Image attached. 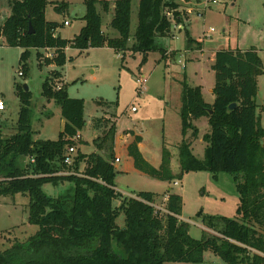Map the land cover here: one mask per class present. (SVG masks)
I'll list each match as a JSON object with an SVG mask.
<instances>
[{
    "label": "trees",
    "instance_id": "1",
    "mask_svg": "<svg viewBox=\"0 0 264 264\" xmlns=\"http://www.w3.org/2000/svg\"><path fill=\"white\" fill-rule=\"evenodd\" d=\"M3 1L9 16L0 19V43L21 50L19 77L29 72L27 60L32 50L37 55L40 50H53V59L45 65L56 68L64 66L66 48L83 52L105 47L117 54L133 52L142 55L143 63L145 55L156 50V39L168 37L172 25L182 23L176 0H138L136 27L131 35L132 0H116L109 27L117 37L110 38L102 31L98 1L83 0L85 26L68 41L54 36L60 25L45 20L48 0H0V4ZM100 4L108 13L109 3ZM67 8L61 2L54 11L63 15ZM193 43L200 48V43L188 39V46ZM212 70L211 105L204 103L199 87H183L181 129L183 136L189 131L191 135L178 148L180 175L204 171L233 176L238 196L234 219L198 215L212 234L205 232L196 240L188 234V223L179 219V195L166 193L163 213L154 207L150 193L140 192L134 197L119 194L114 185L115 126H108V120L102 126L100 120L93 124L96 129H104L103 136L93 142L104 153L75 152L72 165L65 166L66 149L74 147L72 139L86 125L84 103L68 97L63 87L55 89L60 73L54 70L43 81L41 96L60 108L64 127L58 139L33 140L31 94L21 86H16L17 132L6 139L0 137V197L26 196L27 222L37 228L24 241L14 240L0 251V264H202L207 251L224 264H264V127L256 116L254 101L261 61L252 48L219 50L213 55ZM231 104L236 105L233 110L228 109ZM201 118L207 119L209 133L203 137L207 144L204 158L198 160L192 155L191 145L198 136L193 122ZM139 143L141 137L134 136L126 149L134 169L152 179L172 182L169 152L163 148L161 166L155 169L142 158ZM66 171L74 174L58 175ZM61 183L71 186L57 197L42 191L45 184L56 187ZM120 214L124 216L123 227L116 224Z\"/></svg>",
    "mask_w": 264,
    "mask_h": 264
},
{
    "label": "rangeland",
    "instance_id": "2",
    "mask_svg": "<svg viewBox=\"0 0 264 264\" xmlns=\"http://www.w3.org/2000/svg\"><path fill=\"white\" fill-rule=\"evenodd\" d=\"M97 1L103 31L116 35L108 26L112 14L102 11L100 2L103 0ZM105 1L113 4L115 0ZM137 1L132 0L131 35L136 27ZM199 1V4L192 5L197 10H191L190 14L187 12L189 25L186 30L172 29L171 36L157 38L156 50L147 53L143 63L141 54H117L108 48H98L83 52L70 50L62 68H51L49 66L53 65L45 64L53 59V51L40 50L41 54L36 55V51L32 50L27 60L29 72L26 77H19L21 50L0 43V99L7 108L6 119L0 121L1 139L17 132L19 100L16 86L24 85L31 94L33 140L58 139L61 132L60 108L53 101L46 103L41 96V85L54 69H60L68 97L83 100L84 118L88 123L81 133L82 144H78L79 138L75 140V152H78V145L81 152L90 153L94 140L103 136L104 131L90 126L93 117L100 120V126L108 119V126H115L114 155L119 162L115 164L114 185L119 194L134 197L140 192L150 193L154 196V203L163 206V197L171 189V193L179 195L182 201L179 219L188 223V234L196 240L201 239L205 232L212 234L202 225L198 215L234 219L238 196L233 176L204 171L180 175L178 148L191 135L190 131L185 136L182 134V91L185 84L199 87L204 103L211 105L214 101L213 50L252 48L257 52L262 67V74L256 78V95L260 102L256 116L264 127V0H217L216 4L209 5L207 0ZM61 2L69 6L63 15L54 11V6ZM176 11L181 12L179 7ZM84 14L83 0H48L45 8L48 21L61 24L63 20H68L71 24L70 27L58 28V34L63 39H73L80 25L85 26ZM8 16L9 8L3 1L0 4L1 21ZM188 39L204 42L203 47L190 50ZM46 54L52 56L47 57ZM39 62L42 63L39 65ZM140 76L146 80L142 95L138 94L140 86L136 82ZM56 85L62 88L61 84ZM132 108L134 112H131ZM193 126L198 129V136L192 142L191 152L196 159L203 160L207 146L203 137L209 133L207 119L194 121ZM128 131L141 136L139 151L153 168L161 166L163 148L169 152L168 166L174 176L172 182L158 181L133 170L125 153L124 139H117L124 137ZM86 143L91 145L89 150L85 148ZM26 162L24 159L23 164ZM59 174L62 175V172ZM70 186L69 183L56 187L45 184L42 191L46 196L57 197ZM28 202V198L21 194L0 197V251L7 249L12 241H24L36 232V226L27 222ZM114 205H119V202ZM116 224L123 227V214L116 219ZM202 264L224 263L207 251Z\"/></svg>",
    "mask_w": 264,
    "mask_h": 264
},
{
    "label": "crops",
    "instance_id": "3",
    "mask_svg": "<svg viewBox=\"0 0 264 264\" xmlns=\"http://www.w3.org/2000/svg\"><path fill=\"white\" fill-rule=\"evenodd\" d=\"M103 1H105V0H103ZM116 1V0H115ZM114 1V2H115ZM106 2H108V1H106ZM198 2H200L199 0H188V1H186V0H177V5H178V7H179V10L181 11V12H179L180 14H181V18H182V23H180V24H175V25H172V28H171V30L170 31H172V29L174 30H186V28L188 27V25H189V23H188V15L190 14V12H191V10H197V9H195V7H192V5L193 4H197ZM235 2V1H234ZM109 3V2H108ZM137 4H138V1H137ZM137 4H136V13H137ZM199 4V3H198ZM68 5V4H67ZM113 5H114V3L113 4H110L109 3V11H108V13H111L112 14V16H113ZM68 8H69V6H68ZM68 8H67V11H68ZM187 12L189 13V14H187ZM100 14V13H99ZM102 14V13H101ZM131 14H132V5H131ZM102 17V16H101ZM130 17H131V15H130ZM111 19H112V17H111ZM111 19H110V21H111ZM45 20L47 21V22H54V21H48L47 19H46V17H45ZM110 21H109V23H110ZM130 21H131V18H130ZM64 22H68L69 23V21L68 20H63L62 21V23L60 24V23H57V22H55V23H57L58 25H60V27L59 28H65V27H70V23L68 24V26H64L63 25V23ZM108 26H109V24H108ZM177 26V28H175ZM84 26H81L80 25V30L83 28ZM58 30L59 29H56L55 30V32H54V36H58V37H60L61 39H63L62 37H61V35H59L58 34ZM80 30H79V32H80ZM112 30V29H111ZM102 31H103V29H102ZM114 31V30H113ZM79 32H78V34H79ZM103 33L105 34V35H107L108 37H110V38H116L117 37V33H116V35H112V33L111 34H109L108 32H106V31H103ZM77 34V32L75 33V36H77L78 35ZM74 36V37H75ZM169 36H171V32H170V35ZM173 36V35H172ZM73 37V38H74ZM64 40H72V39H64ZM195 42H197V43H200L199 41H196V40H194ZM203 44H204V42H201L200 43V48L199 49H201V45H202V47H203ZM105 48V47H104ZM189 49L190 50H196V49H198L197 48V46H196V44L195 43H193L192 45H190L189 46ZM70 50H73V49H70V48H66L65 50H64V53H65V55H66V57H67V53L70 51ZM50 51V50H49ZM51 51H53V50H51ZM215 51L216 50H213V53L212 54H214L215 53ZM219 51V50H218ZM44 52V51H43ZM217 52V51H216ZM38 54H41L40 52L38 53ZM36 55H37V51H36ZM40 63H42V62H39V65H40ZM49 67H51V68H55L54 66H49ZM54 70H57L59 73H60V78H59V80H57L56 81V84H61L62 85V87L63 88H65V83H64V80H62L61 78H62V74H61V71H60V69H54ZM53 70V71H54ZM58 82V83H57ZM51 102V101H50ZM46 103H48L47 102V100H46ZM6 115H7V108H6V111H5V113L2 115V117H1V120L0 121H4V119H6ZM84 120H85V118H84ZM93 120H99L98 118H95V117H93L92 118V120H91V124H90V126H92V128L93 129H95V130H97V131H104V129L102 128V127H99L98 129H96V128H94L93 127V124H94V121ZM104 121V120H103ZM108 121H109V119H108ZM85 122H86V120H85ZM87 122H86V125H85V127L87 126ZM60 125H61V132L63 131V127H64V121L62 120V118H61V121H60ZM100 125V124H99ZM1 130L2 129H0V134H1ZM83 131V130H82ZM82 131H80L79 133H78V135H79V139H80V141H79V145H81L82 144V135H81V133H82ZM131 132V133H130ZM134 136H139V137H141L140 135H138V134H136L135 132H132V131H128L127 133H125V136L124 137H122V136H119L117 139H119V140H123L124 139V142H125V153H126V156H127V158L131 161V167H133V170L135 171V172H137V173H139L138 171H136L135 169H134V166H133V162H132V159L127 155V146L133 141V138H134ZM115 138V137H114ZM96 140V139H95ZM141 140H142V138H141ZM87 144V143H86ZM140 144L141 143H139L138 144V148H139V146H140ZM85 148L86 149H90L91 148V145H89V144H87L86 146H85ZM77 151L78 152H80V153H82V154H90V153H96V152H98V150L95 148V146H94V144H93V146H92V151L90 152V153H83V152H81L80 150H79V148H78V145H77ZM101 154H103L104 152L103 151H101L100 152ZM116 158H115V155H114V145H113V167H114V170H115V172H116V168H115V164H117L118 162H114V160H115ZM141 174V173H140ZM233 178V177H232ZM234 182V181H233ZM168 192H171V189H169L168 190ZM165 198H167V195H165V197H163V200H162V202H164V199ZM154 205H157V204H155L154 203ZM161 205H163V204H161ZM158 206V205H157Z\"/></svg>",
    "mask_w": 264,
    "mask_h": 264
},
{
    "label": "built area",
    "instance_id": "4",
    "mask_svg": "<svg viewBox=\"0 0 264 264\" xmlns=\"http://www.w3.org/2000/svg\"><path fill=\"white\" fill-rule=\"evenodd\" d=\"M206 2H207V5H209V4H216L217 0H207ZM68 24H69L68 22H64V23H63L64 26H68ZM175 28H177V26H176ZM46 55H47V57H51V56H52V55H50V54H46ZM20 75H21V74L18 73V76H20ZM136 82H137L138 85L140 86V87H139V90H138V94H139V95H142V94L144 93V88H145L146 80L144 79L143 76H140V78L136 79ZM55 89H56V90H60L61 88H60V86H56ZM134 110H135V109L132 108V109H131V112H134ZM5 111H6L5 103L0 99V119H1V116L5 113ZM78 136H79V135L77 134V135L72 139V141L75 142V140H77V139L79 138ZM74 154H75V149H74L73 146L68 147V148L66 149V153H65V155H64V159H63V164H64L65 166L69 167V166L72 165V157H73ZM31 162H33V160H31ZM114 162H118V160L115 159ZM71 174H74V173L67 172V171H66V172H62V175H71ZM59 175H60V174H59ZM174 185H176V183H174ZM166 201H167V198L164 199V202H166ZM154 207H155L156 209H158L160 212H163V213L166 212V210H165V208H164L163 206H157V205H154Z\"/></svg>",
    "mask_w": 264,
    "mask_h": 264
},
{
    "label": "water",
    "instance_id": "5",
    "mask_svg": "<svg viewBox=\"0 0 264 264\" xmlns=\"http://www.w3.org/2000/svg\"><path fill=\"white\" fill-rule=\"evenodd\" d=\"M29 33H31L30 26H29ZM24 91L25 92L28 91V89H27V87L25 85H24ZM254 101H255V106H259L260 105V102H259V99H258L257 95L255 96ZM235 106H236L235 104H231L228 109L229 110H233L235 108Z\"/></svg>",
    "mask_w": 264,
    "mask_h": 264
}]
</instances>
